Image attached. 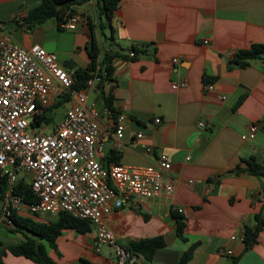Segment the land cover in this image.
Listing matches in <instances>:
<instances>
[{
	"label": "crops",
	"instance_id": "crops-1",
	"mask_svg": "<svg viewBox=\"0 0 264 264\" xmlns=\"http://www.w3.org/2000/svg\"><path fill=\"white\" fill-rule=\"evenodd\" d=\"M39 1L0 0V36L24 47L39 44L66 69L85 68L87 24L57 28L50 18V25H22L27 9ZM102 36L101 47L122 54L112 58L102 88L96 85L88 96L101 110L103 165H144L160 152L171 159L163 176L170 192L149 199L131 196L105 219L124 248L129 240L163 238L165 245L150 261L131 255L128 264H177L191 244L185 264H264V223L252 246L245 249L240 240L245 228L256 225V215L264 222V178L236 169L250 157L264 163V55L245 66L230 63L238 50L264 42V0H119ZM132 46L137 49L133 58L128 56ZM180 80L185 86H171ZM101 91L111 95L113 109L123 117L119 148L111 145L114 118L102 111ZM199 119L207 125L199 127ZM253 123L254 135L242 139ZM137 132L143 136L137 139ZM175 216L183 222L185 240L176 234ZM54 217L32 215L42 222ZM92 241V231L63 229L54 245L41 243L52 264H115L112 247L103 244L95 251ZM224 247L232 255L220 253ZM1 259L3 264H38L8 251Z\"/></svg>",
	"mask_w": 264,
	"mask_h": 264
},
{
	"label": "built area",
	"instance_id": "built-area-1",
	"mask_svg": "<svg viewBox=\"0 0 264 264\" xmlns=\"http://www.w3.org/2000/svg\"><path fill=\"white\" fill-rule=\"evenodd\" d=\"M86 24L84 17L74 13L60 26L75 29ZM128 56H134V51ZM105 75L96 64L84 86L74 88V70L64 68L55 53L39 44L24 47L0 36V177L7 182L0 220L11 224L12 210L30 215L67 212L90 223L95 251L108 244L115 264H128L131 254L117 243L105 219L114 209L127 205L131 196L149 199L170 192L172 185L164 182L163 176L171 168V159L160 152L155 161L144 165H103L106 142L99 123L101 110L88 96ZM171 86L183 87L185 81ZM63 95L68 100L60 119L54 124L45 120L35 124V118ZM102 111L111 115L106 107ZM159 121L155 117L154 122ZM197 125L205 127L207 122L199 119ZM113 127L111 145L119 148L124 131L120 114ZM256 129L255 123L250 124L241 138H251ZM142 136L141 132L135 134L137 139ZM144 149L151 151L149 145ZM20 178L29 184L36 202L25 203L14 192ZM219 252L232 255L226 247Z\"/></svg>",
	"mask_w": 264,
	"mask_h": 264
},
{
	"label": "trees",
	"instance_id": "trees-1",
	"mask_svg": "<svg viewBox=\"0 0 264 264\" xmlns=\"http://www.w3.org/2000/svg\"><path fill=\"white\" fill-rule=\"evenodd\" d=\"M92 0H40L39 3L33 7H29L27 12L23 16L22 25L26 28H33L34 26L45 22L50 18H54L57 23V28H61L60 24L69 17L71 14L77 13L76 9L78 5L86 3ZM95 3V10L98 13L99 24L97 27L100 33L103 34L104 27L110 25L114 10L119 4V0H93ZM87 22L89 40L85 44V51L88 57V63L85 68L76 67L74 69V88H82L85 81L91 76L92 70L96 64L100 65L101 72H105L106 75L97 84L99 89L102 88L103 81L106 79L112 71L111 60L120 54L118 50L110 49L109 47H101L96 38V25L95 22L88 16L84 17ZM97 30V31H98ZM130 51H134V56L137 49L133 46ZM264 55V42L263 43H251L248 48L238 50L230 60L231 64L237 66H245L252 59L261 58ZM132 56L131 58H133ZM124 57V55H123ZM101 97L105 106L110 110L111 115L115 119L119 115L112 107L111 95H103L101 91ZM242 98L239 99V102ZM68 97L66 95L57 98L50 106L45 108L36 118L34 123L38 124L41 120L50 122L53 120V112L56 108L66 104ZM264 130V122L261 125ZM111 157L116 158L115 153L110 151ZM245 164L243 167L237 166V170L243 171L249 174L257 175L264 178V163H258L253 158L243 160ZM7 182L4 177H0V201L3 198ZM14 192L22 196V200L25 203L36 202V196L31 191L29 184L20 178L14 187ZM264 196V186H263ZM38 214V213H36ZM25 214L16 210L11 211L10 221L11 227L8 229L11 232L20 233L22 239L15 244L4 245L0 242V264L2 262V256L6 252H10L13 255H22L31 261L38 264H52V260L47 255L44 245L41 240L47 241L49 244L54 245L56 237L61 233L63 229H72L78 233H85L91 230L90 223L81 218L72 216L67 212H59L55 215L54 219L47 222L38 221L32 218V215ZM176 222V234L182 240L185 238L182 235L183 222L179 216H175ZM256 225L253 228H245L243 235L244 248L252 246L256 241L257 233L263 221L259 215H256ZM165 242L161 236L144 237L134 240H129L125 249L129 251L131 255H141L146 261H150L156 251V249L163 247ZM195 244H191L181 255L177 264H185L191 257L192 250Z\"/></svg>",
	"mask_w": 264,
	"mask_h": 264
},
{
	"label": "rangeland",
	"instance_id": "rangeland-1",
	"mask_svg": "<svg viewBox=\"0 0 264 264\" xmlns=\"http://www.w3.org/2000/svg\"><path fill=\"white\" fill-rule=\"evenodd\" d=\"M76 12L79 13L81 16L83 17H90L93 21H95V25H96V30L99 24L98 21V13L95 10V7H83V8H77ZM51 23H53V19H48L45 21V25H50ZM54 29V28H53ZM53 30H51L52 32ZM97 41L100 43V45L104 42L103 36L100 33V30L97 31ZM105 47V46H104ZM103 49V46H102ZM67 104H63L62 106L56 108L53 112V119L56 120L59 116L62 115L64 108H66ZM53 122V121H52ZM53 124V123H51ZM1 206H2V201H0V217H1ZM11 227V225H7L5 224L4 221L0 220V242L4 245H9V244H15L18 241H20V239H22V236L20 233H15V232H11L8 227Z\"/></svg>",
	"mask_w": 264,
	"mask_h": 264
}]
</instances>
